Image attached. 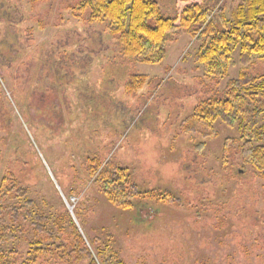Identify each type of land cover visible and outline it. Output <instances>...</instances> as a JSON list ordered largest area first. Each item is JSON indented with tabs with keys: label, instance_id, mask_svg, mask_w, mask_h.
Listing matches in <instances>:
<instances>
[{
	"label": "rangeland",
	"instance_id": "374dc122",
	"mask_svg": "<svg viewBox=\"0 0 264 264\" xmlns=\"http://www.w3.org/2000/svg\"><path fill=\"white\" fill-rule=\"evenodd\" d=\"M83 1L0 0V264H89L84 246L106 264H264V171L241 155L244 122L209 135L188 121L228 80L264 77V56L243 64L237 49L211 76L183 32L145 63ZM156 1L172 18L224 3L229 20L240 2ZM134 75L147 77L132 90ZM107 168L135 185L129 208L106 197Z\"/></svg>",
	"mask_w": 264,
	"mask_h": 264
},
{
	"label": "trees",
	"instance_id": "16d2710c",
	"mask_svg": "<svg viewBox=\"0 0 264 264\" xmlns=\"http://www.w3.org/2000/svg\"><path fill=\"white\" fill-rule=\"evenodd\" d=\"M86 9L89 22H108L111 32L118 36L123 55L142 58L145 63L161 62L166 54L167 41L183 32L193 33L195 40L200 42L194 59L211 76L227 75L237 49L243 64L248 63L252 56H264V0H240L231 11L230 20L226 17L224 3L211 12L198 3H192L174 18L164 16L156 0H84L78 11ZM146 77L134 75L128 83L129 89L142 86ZM263 78L241 73L228 80L220 93L197 105L188 118L189 122L206 128L209 135L213 133L215 120L229 127L238 120L244 122L241 155L245 162L252 163L259 171H264V132L257 131L261 128L258 124L264 113ZM186 131L198 132V129L191 126ZM206 134L204 136H208ZM255 136L262 142L255 143ZM99 181L104 185L108 200L118 208H129L137 197L135 185L125 179L121 169L101 170ZM18 191L21 193L22 189ZM40 219L42 217L37 218ZM84 251L89 264H106L98 259L97 254L94 259L85 246Z\"/></svg>",
	"mask_w": 264,
	"mask_h": 264
},
{
	"label": "water",
	"instance_id": "95a60500",
	"mask_svg": "<svg viewBox=\"0 0 264 264\" xmlns=\"http://www.w3.org/2000/svg\"><path fill=\"white\" fill-rule=\"evenodd\" d=\"M66 203V202H65ZM66 205H67V208H68V210L70 211V213H71V215H72V217H73V219H74V221H75V223L77 224V222H76V220H75V218H74V216H73V214H72V208H71V206H69L67 203H66ZM78 226V225H77Z\"/></svg>",
	"mask_w": 264,
	"mask_h": 264
}]
</instances>
